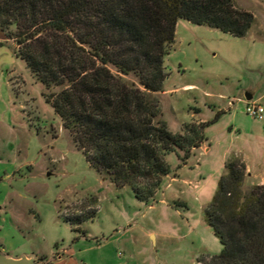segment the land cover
Here are the masks:
<instances>
[{"label":"rangeland","instance_id":"1","mask_svg":"<svg viewBox=\"0 0 264 264\" xmlns=\"http://www.w3.org/2000/svg\"><path fill=\"white\" fill-rule=\"evenodd\" d=\"M234 1L256 18L244 37L177 24L157 97L173 132L206 122L210 149L195 150L185 164L167 154L171 173L150 202L89 164L0 29V264H200L220 253L204 212L225 152L243 159L251 181L264 174V119L250 116L246 104L253 93L264 106V0ZM75 216L88 218L68 219ZM151 231L165 233L158 245Z\"/></svg>","mask_w":264,"mask_h":264},{"label":"trees","instance_id":"2","mask_svg":"<svg viewBox=\"0 0 264 264\" xmlns=\"http://www.w3.org/2000/svg\"><path fill=\"white\" fill-rule=\"evenodd\" d=\"M181 19L236 37L256 20L234 0H0L1 31L44 85L76 147L145 202L171 173L167 154L185 164L206 142L201 120L173 132L157 97ZM247 177L243 159L226 160L204 212L223 248L200 264H264V184L248 189Z\"/></svg>","mask_w":264,"mask_h":264},{"label":"crops","instance_id":"3","mask_svg":"<svg viewBox=\"0 0 264 264\" xmlns=\"http://www.w3.org/2000/svg\"><path fill=\"white\" fill-rule=\"evenodd\" d=\"M180 22V21H179ZM190 87L191 86H193V85H189ZM246 96H251V99L250 100H253V101H259L262 97H258V99L256 100V99H253L254 98V94L252 93H247V95ZM247 99V98H246ZM248 100V99H247ZM202 121V120H201ZM209 147L206 145V144H203L200 148H198V150H201V151H203V152H206V151H209ZM197 150V149H196ZM225 157H224V159H228V154L225 152V155H224ZM247 166V165H246ZM250 167L249 166H247V173H248V177H250V178H248L247 177V180H246V184H245V186L248 188V187H251V186H253V185H257V184H264V174H262V175H255V178L257 179V181H251V172H249L250 171ZM257 176V177H256ZM185 182H187V181H185ZM187 183H189V185H190V183H191V181H189V182H187ZM199 183V182H198ZM198 185L199 184H197L195 187H198ZM162 202L163 203H168V206L170 207V205H173L172 203H169V201H165L164 199L162 200ZM165 233H163V234H161V233H153L152 231L150 232V235H151V237H155V240H154V243L156 244V245H158L159 244V241H161L160 239H162V238H164V235ZM59 259H61V258H59Z\"/></svg>","mask_w":264,"mask_h":264},{"label":"built area","instance_id":"4","mask_svg":"<svg viewBox=\"0 0 264 264\" xmlns=\"http://www.w3.org/2000/svg\"><path fill=\"white\" fill-rule=\"evenodd\" d=\"M247 113L258 119H264V106L258 101L247 100Z\"/></svg>","mask_w":264,"mask_h":264},{"label":"water","instance_id":"5","mask_svg":"<svg viewBox=\"0 0 264 264\" xmlns=\"http://www.w3.org/2000/svg\"><path fill=\"white\" fill-rule=\"evenodd\" d=\"M246 98H247L248 100H250V99H251V96H246Z\"/></svg>","mask_w":264,"mask_h":264}]
</instances>
